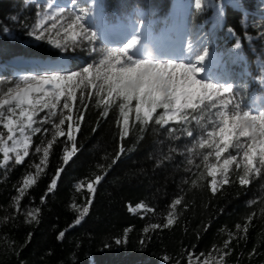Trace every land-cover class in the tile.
Masks as SVG:
<instances>
[{
	"label": "snow or ice",
	"instance_id": "obj_1",
	"mask_svg": "<svg viewBox=\"0 0 264 264\" xmlns=\"http://www.w3.org/2000/svg\"><path fill=\"white\" fill-rule=\"evenodd\" d=\"M33 3L34 0H25L24 8L31 7ZM229 6L243 17L239 21L244 30L243 40L250 45L254 40H264V20L248 24L249 9L245 0H194L198 14L214 10L217 25L227 26V32L236 40L233 46L235 62L243 65L246 57L242 53L241 37L227 25L226 9ZM35 8V18L31 23L28 18L21 22L19 16L11 19L19 22L31 41L43 42L58 50V61L52 64L26 63L24 58H16L15 67L30 70L13 73L11 80L0 79V170L7 176L16 166L24 165L30 155L42 154L39 163L31 165L36 169L35 174L25 173L13 186L17 195L12 198V205L17 214L22 213L26 217V222L38 223L41 209H21V200L44 174L58 138L66 137L61 141L65 145L61 157L63 165H68L77 154L76 134L93 99V106L101 109L99 114L102 117L107 118L114 108L118 111L116 124L121 142L137 125L136 130L141 134L150 128L157 134L162 130L165 139L171 143L167 153H161L156 160V166L161 167L177 155L184 156V171L197 170L193 172L196 179L190 180L193 187L197 186L198 179L203 178L204 172L211 178L208 187L213 195L222 185L233 184V175L244 189L256 179L264 180V63L258 66L260 96L247 102L244 99L246 89L242 83L237 85L234 82L237 79L234 74L232 79L214 78L215 74L209 70L213 59L207 46H194L190 42L181 49L180 56L154 54V50L146 46L147 41L141 40L142 33H137L135 27L121 46H107L105 21L101 5L96 0L86 8L81 7L78 0H67L66 3L45 0L43 4L35 3ZM261 15L264 16V12ZM250 26L256 30L255 36L247 31ZM2 31L8 33L9 29L5 26ZM79 53L88 56L90 62L86 61L73 70L68 65ZM243 74L239 77L241 81ZM37 134L41 136L40 143L34 145L33 138ZM48 135L51 139L47 138ZM143 138V135L138 137V142ZM181 140H184L182 147L176 143ZM158 143L163 144L164 141ZM125 152L121 143L112 163L115 164ZM198 159L199 163L196 162ZM63 170V167L57 169L41 197V204L56 189ZM102 179V175H96L87 183L90 194L87 206L78 209L75 225H80L89 214L95 186ZM184 183L188 184L189 180H184ZM80 187L81 184H77L76 190L80 191ZM261 187L264 188V184ZM252 203L255 201L249 202ZM182 204L187 207L184 197L178 196L168 205L167 222L163 228L173 225L177 206ZM136 208L154 211L143 202ZM135 210L129 208L130 212ZM247 220L251 221L252 216ZM160 227L159 224L150 226L151 230ZM236 228L247 233L248 224H237ZM143 231L147 234L150 229L145 227ZM64 236L65 232L61 231L58 239ZM233 238L234 234L229 233L223 249L213 246L214 251L207 254L186 251L187 264H224L225 257L231 252L229 245ZM146 241L147 237L140 243ZM115 243L120 245L121 241L117 239ZM164 259L170 258L165 256ZM176 264L181 262L177 260Z\"/></svg>",
	"mask_w": 264,
	"mask_h": 264
},
{
	"label": "trees",
	"instance_id": "obj_2",
	"mask_svg": "<svg viewBox=\"0 0 264 264\" xmlns=\"http://www.w3.org/2000/svg\"><path fill=\"white\" fill-rule=\"evenodd\" d=\"M96 1L106 14L136 6L151 10L157 16H165L170 8V0ZM20 3L19 0H0V22L4 23L11 15L19 16L21 22L25 18L29 23L33 22L35 5L25 9ZM226 12L227 25L241 37L240 13L229 8ZM187 20L193 28H203L210 35L220 37L219 44L223 49L231 48L236 42L233 37L229 40L225 36L227 26L218 29L208 14H198L194 9ZM242 53L246 59L249 57L243 47ZM16 55L50 56L39 47H19L0 36V66L7 67L8 60ZM5 76L6 73L0 70V79ZM242 80L246 89L248 82L245 78ZM93 105L94 99L89 103L76 134L77 154L68 165H63L61 157L65 145L61 141L66 137L58 138L44 174L21 200V209H41L38 223L26 222V217L17 214L12 205V198L17 195L13 186L25 173L35 174L36 169L31 165L39 163L38 157L30 155L24 165L16 166L7 176L0 170V264H176L177 260L187 264L186 251L207 254L214 251L213 246L223 249L229 233L235 238L231 240V252L225 257L224 264H264V188L261 187L264 180L256 179L244 189L233 175L234 183L222 185L213 195L208 187L210 178L204 172L203 178L198 179L197 186L193 187L190 180L196 179L193 172L197 170L184 171V156L177 155L161 167L156 166V160L161 153H167L171 143L165 139L162 130L157 134L150 128L141 134L136 130L137 125L121 142L116 124L118 111L115 108L110 110L105 118L99 114L101 109ZM141 135L144 138L138 142ZM33 143L39 144L36 138ZM121 143L126 152L113 164ZM176 143L182 147L184 140ZM68 147L70 150L71 144ZM196 162L199 163V159ZM60 167L64 170L56 189L41 204V197ZM96 175H102L103 179L95 186L89 214L80 225H75L78 209L87 206L90 195L85 189L77 191L75 186H85ZM186 179L188 184L184 183ZM178 196L184 197L187 207L183 204L177 206L175 222L163 228L167 222L168 205ZM250 201L255 203L249 204ZM141 202L154 211H145L142 215L128 212V207ZM250 215L252 220L248 221ZM246 223L247 233L236 228L237 224L243 226ZM152 224L161 227L151 230ZM145 227L150 229L147 234L143 231ZM61 231L65 236L58 239ZM146 237V243L141 244ZM117 239L121 241L120 245H116ZM165 256L170 259L165 260Z\"/></svg>",
	"mask_w": 264,
	"mask_h": 264
},
{
	"label": "rangeland",
	"instance_id": "obj_3",
	"mask_svg": "<svg viewBox=\"0 0 264 264\" xmlns=\"http://www.w3.org/2000/svg\"><path fill=\"white\" fill-rule=\"evenodd\" d=\"M19 1L21 2L20 3L21 8H23L25 0H19ZM175 1H176V3H178V5L176 6V4H175L174 7L172 8V10L174 12V14L172 13L173 17L175 15L176 8H180L183 4H185L186 16H188V14L190 15L192 10L195 9L194 8V0H175ZM59 2L60 3H66L67 0H59ZM92 2H93V0H78V4L81 7H85V8L88 7L89 5H91ZM35 3L43 4V3H45V0H34L33 4L35 5ZM170 3H172V0H170ZM245 3L247 5V8L249 9V13L247 16V22L249 25H252L254 22H260L261 20H264V16L261 15V13L264 12V0H245ZM178 6H180V7H178ZM192 7H193V9H192ZM228 8L231 10H234L230 6ZM136 9L137 10H133L132 13H128L126 15L127 18L121 17L120 20L118 19L119 22L117 23L115 21L116 17H114L111 21V16L108 14H104V9L101 7V11H102V14L104 17L105 25H109V24L112 25L113 24L112 27L114 28V30L123 28L124 26H130V25L131 26L133 25L134 27L136 26L138 28V27H141V22H143V28L146 29V33H145L146 36H148L147 33L149 32L150 29H152V27L154 28V31L157 32L156 35L160 34V32H161V30H163L164 26H167L166 27L167 29L172 26L175 33H177V31L181 32V30L183 29L182 25H179V27L176 28V26H174L171 23V21L167 15L165 17L164 16H157L151 10L141 9V8L138 9V7ZM183 10H184V7H183ZM203 14H208L209 19L213 22V25H215L218 29H220V27L217 25V22L215 20L214 10H206ZM13 16H15V15L9 16L4 23L0 22V36H2L7 41V43L15 44L19 47H39L44 52H49L50 56H48V57H30V56H26V55H16V56L11 57L8 60L7 67L3 68L2 66H0V70H2L4 73H6V76L4 78H7L9 80L12 79L13 73L24 72V71L30 70L27 67H15V65L17 64L16 58H24L26 63H31L33 61H37V62H44V63L52 64V63L57 62L58 58L60 56V53L58 52V50L53 49L50 45L43 43V42L36 43V42L31 41L30 38H28L24 34V31L20 28L19 22H13L12 21L11 17H13ZM34 18H35V14L33 16V21H34ZM242 18L243 17H241V15H240L239 21ZM113 22H115L116 25ZM185 23H186L184 26L185 32L183 31L184 37L180 43L181 48L179 50H176V51L178 53H180V55H181V49L186 48L188 43H190V42L194 46H199V47L207 46V47H209L210 53L212 54V59H213V62L209 64V70L215 74L214 78L220 79L221 77H223L224 79H232V75L234 74L237 77V79L234 82L237 85H241L243 80L241 81L239 79V77H240L241 73L243 72L244 73L243 78H245L248 82V87L246 88L244 99L247 102H252V99L259 98L262 89H261V84L259 83V67L258 66L261 63H264V40H260V39L254 40L252 42V44L250 45L247 41L243 40L244 30H243L240 22H238V26H239L241 32L243 33L241 35L242 47L244 50H246L248 52V56H249L246 59L245 63L242 65L240 63L235 62V57L233 54L234 44L231 48L225 47L223 49V48H221L222 46L220 47V44H219V42L222 41V39L220 37H216L215 35H213V36L210 35L209 31H207L203 28H193L190 25V22L188 20H187V22L185 21ZM5 26L9 29L8 33H4L2 31ZM120 30H122V29H120ZM247 31L249 33H251L253 36H255L257 34L256 30L251 26L248 27ZM107 32H110V31H107ZM118 32H112L109 34L105 33V37L107 36L108 40L111 39L110 41H115L116 38H113V37L111 38L108 36L114 35V34L119 35ZM121 32L125 33L123 31H121ZM168 33L169 32H167V34ZM129 34H127V35H129ZM145 34H143L142 37H145L144 36ZM169 34H170V36H172L174 33L173 34L169 33ZM224 34L227 37V39H229V40L233 39L232 36L229 35L227 30L224 31ZM180 35H182V33ZM120 37H123L120 44L114 45L113 43L110 42L111 44L107 43V46H112V47L121 46L122 43L125 41V39H124L125 35L122 36V34H120ZM118 40H120V39H118ZM151 40H152V42H148L150 44L152 43L151 46H154V44L156 42H158V40L155 38H153ZM167 42H169V41H167ZM175 42H178V40H175ZM150 44H148L147 46H149ZM167 44H163V48H165L167 51L169 50V52H170L169 48H171V50L174 49L173 45H172V47L170 46L171 43L170 44L167 43ZM175 54H177V53H174L172 55H175ZM180 55H176V56H180ZM227 58H229L228 60H230V61L227 62ZM86 61L90 62V58L88 56L84 55L83 53H79L75 56L74 62L69 64L68 66L73 68V70H76L79 67L83 66ZM43 115H44V113H41V116H43ZM45 127H50V125H46ZM34 138H36V141L38 143H40V139H41L40 134H37V136H35ZM34 138H33V140H34ZM47 138L51 139V136L48 135ZM32 151L34 152V148ZM40 155H42V154H40ZM40 155H36L38 157V159H40ZM0 159H2V154H0ZM210 180H211V178H210ZM80 189L87 190V184L85 186H81ZM129 208L130 207H128V212L130 214H133V215H142V213L145 212L144 209L136 208V206L131 207V208L136 209L135 212H130Z\"/></svg>",
	"mask_w": 264,
	"mask_h": 264
},
{
	"label": "bare ground",
	"instance_id": "obj_4",
	"mask_svg": "<svg viewBox=\"0 0 264 264\" xmlns=\"http://www.w3.org/2000/svg\"><path fill=\"white\" fill-rule=\"evenodd\" d=\"M176 4V6L178 5V3H176V1L175 0H172V3H171V5H170V8H169V13H168V18L170 19V21H171V23L174 25V26H176V28H178L179 27V25H182L183 26V29L181 30V32H178L177 31V33H175L174 32V30H173V28H172V26L171 27H169L168 29L166 28L167 26H164V28H163V30H161V32H160V34H158V35H156V36H154V37H151V38H147V37H142V35L143 34H145L146 33V29H144V28H141V27H136L135 26V29L137 30V33H142V35H141V40L142 41H147V45L148 44H150V43H148V42H152V40L151 39H153V38H155V39H157L158 40V42H156L155 44H154V46H151L152 45V43L149 45V46H147V47H149L150 49H153L154 50V54H156L157 52H160V53H163V54H166V55H172V54H174V53H177V54H175V55H180V53H178L176 50H179L180 48H181V45H180V43H181V41H182V39H183V37H184V34H183V31H184V26H185V21H186V19H185V4H183L181 7L180 6H178V7H180V8H176V10H175V15H174V17H173V15H172V13L174 14V12H173V10H172V8L174 7V5ZM183 7H184V10H183ZM184 13V14H183ZM187 13V12H186ZM183 15V16H182ZM132 24V23H131ZM133 28H134V26H124L123 28H120V29H122V30H120V29H116V30H111L110 32H105V33H107V34H109V33H112V32H118L119 33V35L118 34H114V35H109L108 37H113V38H116L115 39V41H110L111 43H113L114 45H117V44H120V42H121V39H122V37H120V34H122V36H124L125 34H132V32H133ZM121 31H123V32H125V33H122ZM165 31V32H164ZM164 32V33H163ZM167 32H169V33H174L172 36H170V34L168 33L167 34ZM185 32V31H184ZM182 33V35H180ZM129 34V35H130ZM180 35V36H179ZM173 37V38H172ZM106 38H107V36H106ZM173 40H172V39ZM118 39H120V40H118ZM149 39V40H148ZM107 40H108V38H107ZM109 40H111V39H109ZM175 40H178V42H175ZM120 41V42H119ZM167 41H169V42H167ZM171 43V47H172V45H173V48L174 49H172L171 50V48H169L170 49V52H169V50L167 51L165 48H163V44H167V43ZM174 43V44H173ZM168 45V44H167ZM169 46V45H168Z\"/></svg>",
	"mask_w": 264,
	"mask_h": 264
}]
</instances>
